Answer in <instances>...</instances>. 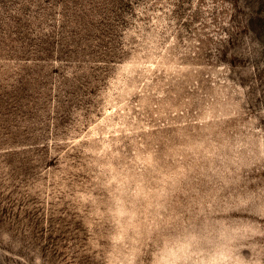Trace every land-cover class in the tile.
<instances>
[{"label": "rangeland", "instance_id": "rangeland-1", "mask_svg": "<svg viewBox=\"0 0 264 264\" xmlns=\"http://www.w3.org/2000/svg\"><path fill=\"white\" fill-rule=\"evenodd\" d=\"M0 264H264V0H0Z\"/></svg>", "mask_w": 264, "mask_h": 264}]
</instances>
